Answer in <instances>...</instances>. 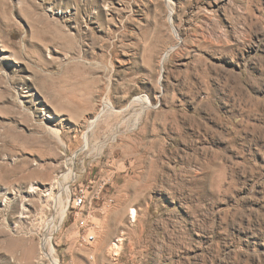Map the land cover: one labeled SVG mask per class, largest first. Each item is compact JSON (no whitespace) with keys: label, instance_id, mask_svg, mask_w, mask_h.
<instances>
[{"label":"rangeland","instance_id":"1","mask_svg":"<svg viewBox=\"0 0 264 264\" xmlns=\"http://www.w3.org/2000/svg\"><path fill=\"white\" fill-rule=\"evenodd\" d=\"M0 187V264H264V0H0Z\"/></svg>","mask_w":264,"mask_h":264},{"label":"bare ground","instance_id":"2","mask_svg":"<svg viewBox=\"0 0 264 264\" xmlns=\"http://www.w3.org/2000/svg\"><path fill=\"white\" fill-rule=\"evenodd\" d=\"M168 20L169 22L171 23V16L169 15L168 17ZM173 32L176 34V30L175 29H172ZM77 35V34H76ZM133 101L135 102H138L140 104H143V105H149L150 104V101L148 98L146 97H142V96H136L133 98ZM103 107L104 109H102L93 119L90 120V123L93 125V123L98 120V118L100 117V115L102 114V112L104 111H114L115 108L113 107V105L108 102V101H105V103L103 104ZM5 187H0V193L1 195H4L2 199H0V206L2 208H6V204L8 202V199H10L8 197V194H6V191L4 189ZM37 187H35L34 185L31 184L30 186V189L28 190V195H32L33 193L36 192V189ZM2 191V192H1ZM52 189H50L45 195L47 197V200L50 198V196L52 195ZM23 195V194H22ZM28 195H23V197L21 198L20 202H21V207H22V210L25 209V197L28 196ZM9 203V202H8ZM65 214V209L62 210V213H61V217L64 216ZM136 212H135V209L134 208H131L130 209V217L131 219H134V216H135ZM20 218V217H19ZM50 236H46L45 237V242H44V245L45 244H49V240H50ZM44 250V249H43ZM43 253L51 260L53 261V264H59V260L58 258H56L54 256V249L53 247H51V245L48 246V250H44Z\"/></svg>","mask_w":264,"mask_h":264},{"label":"built area","instance_id":"3","mask_svg":"<svg viewBox=\"0 0 264 264\" xmlns=\"http://www.w3.org/2000/svg\"><path fill=\"white\" fill-rule=\"evenodd\" d=\"M90 182V180L88 181ZM91 183L78 184L74 187L73 195L71 196V206L77 214L87 203V199H99L102 194L103 184H98L95 188L90 185ZM110 202L111 199H108ZM95 237L93 234L87 232L80 233L78 241L81 246H89L94 241Z\"/></svg>","mask_w":264,"mask_h":264},{"label":"crops","instance_id":"4","mask_svg":"<svg viewBox=\"0 0 264 264\" xmlns=\"http://www.w3.org/2000/svg\"><path fill=\"white\" fill-rule=\"evenodd\" d=\"M132 221H133V220H132ZM111 234H112V233H111ZM111 234H110V235H108V237L106 236V238L112 237V236H111Z\"/></svg>","mask_w":264,"mask_h":264}]
</instances>
